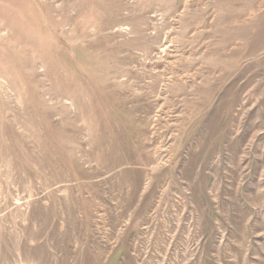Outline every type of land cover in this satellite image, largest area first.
<instances>
[{
    "label": "rangeland",
    "instance_id": "374dc122",
    "mask_svg": "<svg viewBox=\"0 0 264 264\" xmlns=\"http://www.w3.org/2000/svg\"><path fill=\"white\" fill-rule=\"evenodd\" d=\"M0 264H264V0H0Z\"/></svg>",
    "mask_w": 264,
    "mask_h": 264
},
{
    "label": "bare ground",
    "instance_id": "6f19581e",
    "mask_svg": "<svg viewBox=\"0 0 264 264\" xmlns=\"http://www.w3.org/2000/svg\"><path fill=\"white\" fill-rule=\"evenodd\" d=\"M37 120V119H36Z\"/></svg>",
    "mask_w": 264,
    "mask_h": 264
}]
</instances>
